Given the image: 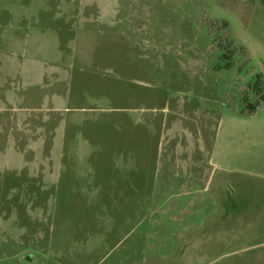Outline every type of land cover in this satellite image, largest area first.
Listing matches in <instances>:
<instances>
[{
  "label": "rangeland",
  "instance_id": "1",
  "mask_svg": "<svg viewBox=\"0 0 264 264\" xmlns=\"http://www.w3.org/2000/svg\"><path fill=\"white\" fill-rule=\"evenodd\" d=\"M12 47L0 264H264V0H0Z\"/></svg>",
  "mask_w": 264,
  "mask_h": 264
},
{
  "label": "crops",
  "instance_id": "2",
  "mask_svg": "<svg viewBox=\"0 0 264 264\" xmlns=\"http://www.w3.org/2000/svg\"><path fill=\"white\" fill-rule=\"evenodd\" d=\"M12 48L11 56L13 58L4 59L5 62L3 65V71L0 72V111L11 110L12 112L15 111L23 113L25 112L23 108H17L18 105H21L26 99L24 95H20V90H18L19 86L22 88L26 86L24 82L25 72L27 69H25L26 67L22 60L25 58V55L18 56L15 52L16 48ZM36 82H40V79H38ZM2 164L0 163V166L4 167ZM4 165L7 167L11 166L10 168L14 167L12 166L11 161L8 164L5 162Z\"/></svg>",
  "mask_w": 264,
  "mask_h": 264
},
{
  "label": "trees",
  "instance_id": "3",
  "mask_svg": "<svg viewBox=\"0 0 264 264\" xmlns=\"http://www.w3.org/2000/svg\"><path fill=\"white\" fill-rule=\"evenodd\" d=\"M230 53H232L231 50H229L228 54ZM248 88L250 89V92H253L257 96V98L254 102H250L248 101L247 96L242 97L236 111L240 116L253 114L257 110L261 102L264 101V81L262 75H257L255 80L248 85Z\"/></svg>",
  "mask_w": 264,
  "mask_h": 264
}]
</instances>
